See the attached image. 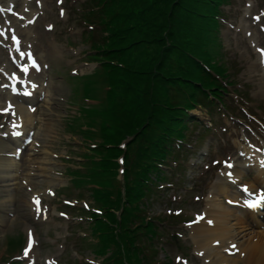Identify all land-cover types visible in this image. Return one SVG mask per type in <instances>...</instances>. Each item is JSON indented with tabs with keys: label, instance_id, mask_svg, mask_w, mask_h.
Returning a JSON list of instances; mask_svg holds the SVG:
<instances>
[{
	"label": "rangeland",
	"instance_id": "rangeland-1",
	"mask_svg": "<svg viewBox=\"0 0 264 264\" xmlns=\"http://www.w3.org/2000/svg\"><path fill=\"white\" fill-rule=\"evenodd\" d=\"M84 1L0 0V42L4 44H0V92L5 90L0 93L2 108L4 104H12L11 99L20 101L19 94L11 95L10 99L7 95L12 91L15 76L30 77L22 66L31 57L39 63L40 74V82L36 85L37 98L25 97L28 102H23L29 109H37L36 121L27 126L33 134L32 142L22 143L21 139L11 137L10 127L16 118L12 113L0 114V160H15L13 174L19 175L13 181L15 193L9 205L5 202L8 194L4 192V183L0 179V247L7 236L22 237L25 234L28 253L25 255L24 250L18 257L23 260L22 264L95 261L86 240L81 239L89 223L79 222V218L63 213L71 208L58 196L61 190L68 192L69 196L89 192L70 182L65 172L68 166L75 168L69 160H80L81 153L87 150L88 145L79 136L69 134L74 126H69V122L74 119L71 115L77 109L82 110L77 102L83 101L81 95L88 88L84 77L97 73L94 70L97 64L83 59L86 47L81 40L86 27L75 20L78 11L86 8ZM13 34L25 44L29 43L20 49L27 54L23 57L25 62L15 64L12 59L15 54ZM219 36L222 51L216 55L233 68V83L228 86L224 99L228 108L213 109L214 125L210 133L204 129L198 133L196 127H192L191 134L187 132L189 144L183 146L190 159L181 158L183 167L177 168L178 160L171 158L174 169L170 170L169 182L150 203L152 215L165 219L159 227L163 235L157 242L159 258H170L176 264H229L216 262L218 256L207 257L206 251L192 236V228L200 222L202 215L208 213V205L213 202L212 192L227 169L240 165L245 174L242 181L230 182L234 185L229 188L230 194L241 195L245 188H250L249 185L253 188L247 191L264 194V184L257 183L260 181L261 161L264 160V0H230L224 6ZM215 42L214 39L212 44ZM77 74L79 76L75 78L70 76ZM99 86L95 85V94L101 96L103 92ZM84 103L88 106L91 102L84 100ZM193 112L210 125L206 110L198 108ZM77 113L79 122L89 120L86 112ZM40 116L45 119L40 120ZM5 145L10 150H6ZM199 149L201 152L197 154ZM118 171L112 179V186L123 184L121 168ZM226 196V193H218L215 201L237 210L232 216V224H235L237 215H243L252 236L264 233V211L259 213L245 206L232 207ZM86 200L91 201V197ZM86 200L78 203L79 206L87 204ZM116 214L121 217L120 211ZM0 264H8L1 255Z\"/></svg>",
	"mask_w": 264,
	"mask_h": 264
},
{
	"label": "trees",
	"instance_id": "trees-1",
	"mask_svg": "<svg viewBox=\"0 0 264 264\" xmlns=\"http://www.w3.org/2000/svg\"><path fill=\"white\" fill-rule=\"evenodd\" d=\"M226 2H88L92 8L83 20L101 27L84 42L89 45L87 58L99 68L84 77L88 88L81 98L92 105L80 103L79 110L89 114V120L79 122V115H74L68 132L79 134L89 145L90 152L83 154L84 171L75 174L102 211L92 215L96 241L90 244L86 238L96 256L104 257L99 264H160L161 232L149 216L151 199L168 179L164 166L169 158L183 152L189 123H198L190 110L223 104L229 69L216 52L222 51L218 35ZM97 84L101 96L95 94ZM121 155L123 184L112 186ZM20 243L12 241V250Z\"/></svg>",
	"mask_w": 264,
	"mask_h": 264
},
{
	"label": "bare ground",
	"instance_id": "bare-ground-1",
	"mask_svg": "<svg viewBox=\"0 0 264 264\" xmlns=\"http://www.w3.org/2000/svg\"><path fill=\"white\" fill-rule=\"evenodd\" d=\"M24 44L25 43L22 45ZM28 44L29 43H26L25 45ZM26 66L28 69L26 72H28L30 77L25 76L24 78L27 80L25 81L17 79L15 76L13 81H16L15 83L17 84L13 85H19L23 87L30 86V89L25 88V90L33 93L36 90V85L38 82H40V74L38 73L39 65L35 67L36 64L30 65L28 63ZM4 92L5 90H1L0 93ZM11 95H13V93L8 92L7 96H9V99ZM11 100H13L11 108L7 107L8 103L4 104L5 108L11 110L10 112H13L15 118L17 119V123H15L11 128V133L16 134V132H18L19 134L20 130L27 132V130H29L27 128L28 123H33L36 121L35 118L37 119V117H35V115H37V109H29L28 106H26L24 103H20L16 99ZM0 108H2L1 104ZM41 118L42 117L40 116V120L45 119ZM23 135L25 138H28V133ZM8 147V145H5V149H9ZM15 162V160H11L9 158H3V160H0V168H2L0 179L1 182L4 183V192H7L8 194V200L5 201L7 205H9V201L12 202V197H14L13 194L15 192L13 191L12 186L15 184V182L13 181L19 176L13 174V165ZM261 163L262 164L260 165L258 175L261 182L257 181L259 185L262 183L264 184V160H262ZM238 167L229 168L226 170V172H224L225 174L223 175L222 180L216 184L212 192L211 197H213V202L208 205V213L206 214L205 220L200 221L192 228V236L196 240V243L206 251L205 255L207 257L218 256L216 262L222 261L228 262L229 264H240L243 262L244 264H264V233L252 236V231L248 230L249 224L246 223L243 215H237L236 219H234L235 224H232V219L237 210H235V208H231L230 206L227 208L220 202L215 201L217 200L216 198L218 197V193H226L228 196V201L232 207L241 206V204L243 207V203L245 204L246 201H253L252 197L250 196H259V194H256L254 190L250 191L249 194L243 192L244 195L248 196H241L242 193H240L241 195H236L234 192H231L230 194L229 188L234 186L230 182L235 183L236 181H242V179L245 178V174L242 171L243 169L240 168V165H238ZM231 178H233V180ZM252 186L253 185H249L247 187L252 189ZM248 197H250V200ZM241 256L243 257L240 258Z\"/></svg>",
	"mask_w": 264,
	"mask_h": 264
},
{
	"label": "snow or ice",
	"instance_id": "snow-or-ice-1",
	"mask_svg": "<svg viewBox=\"0 0 264 264\" xmlns=\"http://www.w3.org/2000/svg\"><path fill=\"white\" fill-rule=\"evenodd\" d=\"M2 34L6 35V33H2ZM13 39H17L14 34H13ZM262 51H264V50H262ZM22 55H25V53H22ZM33 63H35L34 60H33ZM22 70L26 72L28 70L27 66L26 65L23 66ZM3 111H8V109H4ZM245 191H247V188H245ZM261 201H264V194H262L259 199L253 200V201H246V203L248 204L249 207H253L254 208V207H257L260 204ZM36 203L37 204L39 203L38 199L36 200ZM27 253H28V250L26 249L25 250V255H27Z\"/></svg>",
	"mask_w": 264,
	"mask_h": 264
}]
</instances>
